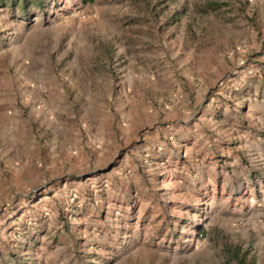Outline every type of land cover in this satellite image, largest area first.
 Returning a JSON list of instances; mask_svg holds the SVG:
<instances>
[{"label":"rangeland","instance_id":"1","mask_svg":"<svg viewBox=\"0 0 264 264\" xmlns=\"http://www.w3.org/2000/svg\"><path fill=\"white\" fill-rule=\"evenodd\" d=\"M2 1L0 264H264V0Z\"/></svg>","mask_w":264,"mask_h":264},{"label":"trees","instance_id":"2","mask_svg":"<svg viewBox=\"0 0 264 264\" xmlns=\"http://www.w3.org/2000/svg\"><path fill=\"white\" fill-rule=\"evenodd\" d=\"M0 2H1L0 5H3V6L6 5V3L4 1L0 0ZM216 7H217V4H215V3L210 4L211 9H216ZM239 264H241V262H239Z\"/></svg>","mask_w":264,"mask_h":264}]
</instances>
